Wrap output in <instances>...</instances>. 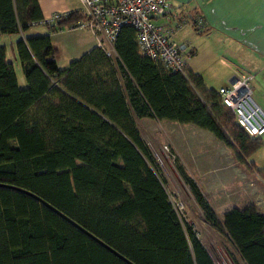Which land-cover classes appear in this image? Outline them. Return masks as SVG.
I'll return each instance as SVG.
<instances>
[{
    "label": "trees",
    "instance_id": "trees-1",
    "mask_svg": "<svg viewBox=\"0 0 264 264\" xmlns=\"http://www.w3.org/2000/svg\"><path fill=\"white\" fill-rule=\"evenodd\" d=\"M79 10L48 27H67L82 17ZM198 15L168 26L193 16L196 29ZM43 18L39 0H0V35L22 33L15 49L26 79L22 86L0 44V264H128L10 186L48 201L135 264H217L193 225L178 216L137 119L210 130L264 184V168L251 159L263 139L240 125L219 88L207 86L189 64L183 73L144 54L133 25L121 28L115 57L95 44L61 68L50 33L24 36ZM181 176L205 220L245 264H264V214L248 205L221 217L196 179Z\"/></svg>",
    "mask_w": 264,
    "mask_h": 264
},
{
    "label": "crops",
    "instance_id": "crops-1",
    "mask_svg": "<svg viewBox=\"0 0 264 264\" xmlns=\"http://www.w3.org/2000/svg\"><path fill=\"white\" fill-rule=\"evenodd\" d=\"M39 3L45 16L55 11L69 13L81 7L80 0H39ZM50 3L54 8L49 6ZM169 3L168 11L156 20L166 28L168 24H175L179 17L189 14L199 13L206 21L204 31L199 32L190 18L176 34V40L187 43L192 52L189 66L203 76L207 86L214 88L227 84L236 72L251 75L253 97L264 110V0H169ZM46 33L51 34L61 50L60 59L63 58L62 48L69 51L73 60L92 49L96 42L95 36L87 29L70 31L64 27L53 31L46 26L43 31L31 35ZM66 33L74 35L63 36ZM5 36L8 40L2 44L7 45V57L14 62L16 69L21 62L15 44L23 36L1 34L0 39ZM141 122L150 125V135H159L160 145L170 147L173 159L169 161L173 167L176 165L180 175L196 179L221 217L232 208L243 209L248 205H255L264 214V184L253 175V179L247 176L230 148L213 132L191 122H160L154 117L138 119V126ZM260 137L264 141V135ZM251 159L258 167L264 168V147Z\"/></svg>",
    "mask_w": 264,
    "mask_h": 264
},
{
    "label": "built area",
    "instance_id": "built-area-1",
    "mask_svg": "<svg viewBox=\"0 0 264 264\" xmlns=\"http://www.w3.org/2000/svg\"><path fill=\"white\" fill-rule=\"evenodd\" d=\"M82 15L76 22L67 25V29L84 28L95 36V44L110 56H116L114 42L125 24H131L137 31L140 50L154 59L160 60L176 71L185 73L189 63V45L176 40V34L187 24L182 19L175 27H163L156 19L168 11L169 0H80ZM69 13L56 12L42 20L32 22V26H53ZM193 19V17H191ZM196 29L201 31L205 19L195 17ZM251 75L236 72L227 84L219 88L223 103L235 113L240 125L252 136L264 135V110L253 97ZM169 147H165V151ZM167 158L169 155H167ZM170 160V159H169ZM171 161V160H170ZM178 204V205H177ZM174 203L178 216L183 219L184 207Z\"/></svg>",
    "mask_w": 264,
    "mask_h": 264
},
{
    "label": "rangeland",
    "instance_id": "rangeland-1",
    "mask_svg": "<svg viewBox=\"0 0 264 264\" xmlns=\"http://www.w3.org/2000/svg\"><path fill=\"white\" fill-rule=\"evenodd\" d=\"M49 6L54 8V5L51 3L49 4ZM80 6H81V2H80ZM78 8H81V7H78ZM56 12H64V11H55L53 13H56ZM45 27L46 26H42V25L34 26L29 31H27L24 35L29 36L32 33L41 32L45 29ZM78 28L79 27H77L76 29H71L70 31L85 30L84 28H81V29H78ZM69 35H74V34H70V33L63 34V36L65 37ZM21 36H23L22 33H21ZM18 38H20V36H18ZM5 39L8 40V37L5 36L2 39H0V44L6 42ZM11 55H12V51H11ZM62 55H63V58L61 57V59L59 58L58 60L59 66L61 68L68 67L70 64V61L72 60L71 59L72 55H70L69 51H67L65 48H62ZM63 59H66L67 61L64 62ZM114 60L116 61V58ZM16 70H17L18 76L21 78L20 81H22L23 84L25 85L26 79H25L21 64H18L16 66ZM22 75H23V78H22ZM139 129H141V134L146 140V143L149 146V148H151L155 156L158 157L157 160L159 161L163 169L162 176L166 179V184H167L170 196H171L170 198L175 204L179 203L184 207V213L182 215L184 221L187 220L190 224L193 225L200 239L205 244V246L208 248V250L210 251L216 263L217 264H245V262L240 258V256H238V254H236V252L231 248L225 236L219 233L218 231H216L205 220L203 212L200 209L199 204L196 202V200L192 196L189 187L184 182L182 176L180 175L178 169L176 168V165L174 168L172 163L169 161L170 158L169 159L167 158V155H169V157H171L170 160L173 159L171 155V149H169V151L167 150L165 151V147L168 145L159 144L160 142L159 135L149 134L150 125L147 126V124L141 122ZM256 156L257 155H255V157ZM257 157L259 158V156ZM259 164H262V163L259 161ZM247 176L253 179L252 178L253 176H251L250 174H247Z\"/></svg>",
    "mask_w": 264,
    "mask_h": 264
},
{
    "label": "water",
    "instance_id": "water-1",
    "mask_svg": "<svg viewBox=\"0 0 264 264\" xmlns=\"http://www.w3.org/2000/svg\"><path fill=\"white\" fill-rule=\"evenodd\" d=\"M1 185V184H0ZM12 188H15L19 191H23L29 195H31L32 197L38 199L39 201H41L44 205H46L48 208H50L51 210H53L55 213H57L59 216H61L62 218H64L65 220H67L68 222L72 223L73 225H75L77 228H79L80 230H82L84 233H86L88 236H90L91 238H93L95 241H97L99 244H101L103 247H105L107 250L111 251L113 254L117 255L118 257H120L122 260L126 261L128 264H135L133 263L131 260H129L127 257H125L124 255H122L121 253H119L117 250H115L113 247H111L109 244H107L106 242H104L102 239H100L99 237H97L95 234H93L92 232L88 231L87 229H85L84 227H82L81 225H79L77 222H75L72 218H70L68 215H66L65 213H63L61 210H59L58 208H56L55 206H53L51 203H49L48 201L44 200L43 198L39 197L38 195L34 194L31 191L25 190V189H21L18 187H14V186H10Z\"/></svg>",
    "mask_w": 264,
    "mask_h": 264
}]
</instances>
